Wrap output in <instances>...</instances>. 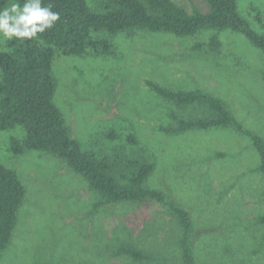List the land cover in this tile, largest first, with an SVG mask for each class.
Returning a JSON list of instances; mask_svg holds the SVG:
<instances>
[{"label": "rangeland", "instance_id": "1", "mask_svg": "<svg viewBox=\"0 0 264 264\" xmlns=\"http://www.w3.org/2000/svg\"><path fill=\"white\" fill-rule=\"evenodd\" d=\"M95 11L101 0H86ZM190 13L208 12L204 0H171ZM239 13L264 31V0H237ZM216 33L221 47L208 48ZM108 39L101 54L56 51L54 105L83 152L111 161L145 158L153 164L146 186L163 191L190 214L195 264H264L261 234L252 226L264 213V175L246 135L232 129L161 132L174 106L148 83L172 90H201L221 99L243 129L264 140V56L240 33L202 30L187 37L134 29ZM196 44L202 45L194 50ZM7 41H0V52ZM111 134V140L104 138ZM134 135L137 145L125 137ZM21 127L0 131V163L25 190L17 222L0 264H181L180 230L167 207L154 202L113 204L95 210L98 194L53 154L10 151ZM121 246L149 256H117Z\"/></svg>", "mask_w": 264, "mask_h": 264}, {"label": "trees", "instance_id": "2", "mask_svg": "<svg viewBox=\"0 0 264 264\" xmlns=\"http://www.w3.org/2000/svg\"><path fill=\"white\" fill-rule=\"evenodd\" d=\"M12 0H0V8ZM21 5L24 0H19ZM208 12L193 9L188 13L171 0H101L100 10H92L86 0H42L43 6L52 5L60 14L59 21L50 30L40 34L39 40L7 41V50L0 52V131L21 127L22 139H10L13 155L38 150L64 160L82 176L99 200L95 210L113 204L154 202L167 207L176 221L180 236L178 247L181 264H195L190 214L166 194L146 186L153 172V164L145 158L111 161L96 159L83 152L79 143L70 136L60 110L53 103L56 82L52 74V61L56 51L64 56H82L87 49L108 53V39L95 40L93 34L105 32L116 35L134 29L151 33L172 34L177 37L193 36L202 30H231L242 34L264 56V31L254 30L238 11L237 0H204ZM261 28L262 19L256 16ZM202 45L196 44L194 50ZM212 51L221 47L217 34L208 39ZM264 80V76H263ZM149 88L174 109L170 122L161 127L167 135H180L194 130L232 129L246 135L257 151L258 171L264 175V140L243 129L226 104L219 98L201 90H172L148 83ZM105 134L106 140L112 139ZM129 146L137 145L130 134L125 137ZM25 195L16 173L0 163V253L9 244L17 222V213ZM252 226L261 234L259 248L264 247V213L255 217ZM117 256H127L143 262L149 256L129 247L121 246Z\"/></svg>", "mask_w": 264, "mask_h": 264}, {"label": "clouds", "instance_id": "3", "mask_svg": "<svg viewBox=\"0 0 264 264\" xmlns=\"http://www.w3.org/2000/svg\"><path fill=\"white\" fill-rule=\"evenodd\" d=\"M59 19L52 5L43 6L42 0H24L22 5L12 0L0 8V41L39 40L40 34L52 29Z\"/></svg>", "mask_w": 264, "mask_h": 264}]
</instances>
